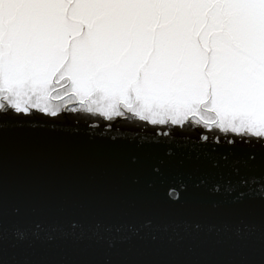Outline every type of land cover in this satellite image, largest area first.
<instances>
[{"label":"water","instance_id":"obj_1","mask_svg":"<svg viewBox=\"0 0 264 264\" xmlns=\"http://www.w3.org/2000/svg\"><path fill=\"white\" fill-rule=\"evenodd\" d=\"M86 109L0 115L2 264H264V143Z\"/></svg>","mask_w":264,"mask_h":264},{"label":"snow or ice","instance_id":"obj_2","mask_svg":"<svg viewBox=\"0 0 264 264\" xmlns=\"http://www.w3.org/2000/svg\"><path fill=\"white\" fill-rule=\"evenodd\" d=\"M56 96L109 121L124 109L153 126L199 125L203 142L264 143V0H0V115Z\"/></svg>","mask_w":264,"mask_h":264}]
</instances>
